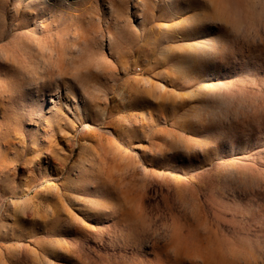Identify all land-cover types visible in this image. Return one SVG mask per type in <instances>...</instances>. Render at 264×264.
Returning <instances> with one entry per match:
<instances>
[{
  "label": "rangeland",
  "instance_id": "obj_1",
  "mask_svg": "<svg viewBox=\"0 0 264 264\" xmlns=\"http://www.w3.org/2000/svg\"><path fill=\"white\" fill-rule=\"evenodd\" d=\"M0 264H264V0H0Z\"/></svg>",
  "mask_w": 264,
  "mask_h": 264
},
{
  "label": "bare ground",
  "instance_id": "obj_2",
  "mask_svg": "<svg viewBox=\"0 0 264 264\" xmlns=\"http://www.w3.org/2000/svg\"><path fill=\"white\" fill-rule=\"evenodd\" d=\"M84 173H86L85 170H84V171H81V172L79 173V175H80L79 177L81 178V176H83ZM80 178H79V181H80Z\"/></svg>",
  "mask_w": 264,
  "mask_h": 264
}]
</instances>
